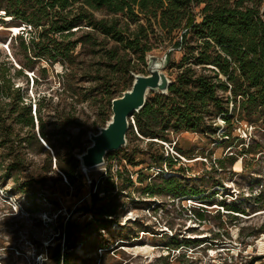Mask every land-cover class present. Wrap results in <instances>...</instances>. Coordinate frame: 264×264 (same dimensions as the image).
I'll return each instance as SVG.
<instances>
[{
	"label": "trees",
	"instance_id": "16d2710c",
	"mask_svg": "<svg viewBox=\"0 0 264 264\" xmlns=\"http://www.w3.org/2000/svg\"><path fill=\"white\" fill-rule=\"evenodd\" d=\"M193 5H202L198 22L194 19ZM7 19L21 25L17 33L11 35L7 43H1V46L9 51L8 46L12 44L11 50L16 49L13 55H23L27 60L26 67L35 61H44L48 65L61 63L66 68L64 74L69 72L71 75L77 44L84 53L93 58L98 57L103 76H99L98 68L94 75L97 79L93 77V81L103 80L102 100L106 105H111L116 93L121 94L131 87L133 79L128 73L134 70V62L145 65L147 55L157 45L172 41L174 34L180 31L172 47L184 48L187 52L177 65L178 71L167 93L151 92L142 109L133 114V124H129V128L134 127L137 134L134 140L143 143L147 151L154 150L148 153L150 161L147 166L136 171V182L143 183L147 177L150 178V175L143 177V169H156V174L145 184L143 191L148 195L154 194L152 183L160 177L158 194L190 201V198L197 199L201 206L192 207L189 211L193 212L197 221H205L207 209L204 206L216 204H211L207 189L190 185L189 181L192 180L186 176L188 168L182 158L192 159L194 153L178 147L175 139L181 133H191L214 140L218 129L217 119L225 125L219 144L228 148H232L235 140L243 144L242 139L231 137L236 122L243 120L264 130L262 4L258 0H0V24H5ZM24 33L26 38L23 39ZM73 37L76 38L71 40ZM192 39L196 42L195 47H189ZM12 62L19 75L29 77L25 66L18 67ZM6 72V63H0V148L5 150L2 162H6L0 164V176L14 181L18 186L16 190L23 194L47 191L45 178L37 181L35 184L38 187H35L32 182L20 183L16 176L18 171H22L23 162L22 159L21 163L18 162L11 155L14 153L18 156L20 151L34 145L41 153L56 152L55 174L63 175L68 187L77 179L85 185L79 171V161L65 140L67 121H63L61 128L55 125L51 131H46L45 124L38 117L39 99L31 96L24 104L19 87L13 90L17 98L5 103L4 98L9 96L8 92L13 88L6 80ZM115 74H123V79H117L118 82L110 85L108 80H115ZM32 76L29 78L33 88L36 83L33 72ZM29 83L25 81V90L29 88ZM59 85L61 91H55V96L70 90L65 89L64 81L62 84L59 82ZM45 99V95L40 98ZM166 145H172L174 152L165 150ZM61 148L66 150L63 155L66 157L62 159L59 153ZM259 148L262 149L259 144L254 147L248 145L247 149L242 146V155L232 153L223 159H215L209 166L210 170L203 171L199 180L202 182L211 178V173L223 170L225 163L234 164L237 157L241 156L243 161V154L261 152ZM116 154L117 151L107 153V161H111ZM138 154L144 153L134 147H126L120 157L124 161L122 170L116 169L112 173L111 165H108L97 181L91 180L89 202L75 209L89 215L90 219L82 224L72 221L70 217L59 222L54 239L58 242L49 247L52 261L56 264H71V250L75 249L82 230L98 232L118 224L124 206L118 195L133 185L132 173L126 166L140 164L136 161ZM196 154L194 157L200 156L211 162L210 154L205 151ZM49 161L45 172H51ZM174 166L178 168L174 170ZM164 172L177 176L162 178ZM212 185L222 187V183ZM217 206L227 211L229 216L237 217L245 212L235 204L221 202ZM259 208L261 210L262 206ZM61 239L62 245L59 242Z\"/></svg>",
	"mask_w": 264,
	"mask_h": 264
},
{
	"label": "rangeland",
	"instance_id": "374dc122",
	"mask_svg": "<svg viewBox=\"0 0 264 264\" xmlns=\"http://www.w3.org/2000/svg\"><path fill=\"white\" fill-rule=\"evenodd\" d=\"M258 1L264 7V0ZM201 7L202 5L192 7L196 22L200 21ZM20 25L18 22H10V19L5 20V24H0V63H6V80L13 87L4 102L11 103L12 98H17L16 92L13 91L16 87L20 89L19 94L24 104L31 96L39 99L38 117L45 124V130L51 131L55 125L61 128L63 121H67L64 129L65 140L77 158L82 149L90 144L88 134L96 133L111 116V106L102 100L103 80L93 81V77L94 80L97 79L94 76L96 69L100 68L99 76H103V67L98 65V57L93 58L84 53L79 44L74 51L71 75L69 72L64 74L66 68L61 63L48 65L44 61H35L26 67L27 60L23 55H13L16 49L11 50L12 44L8 46L9 51L1 46V43H7L10 36L16 34L19 29L14 30L7 26ZM179 35L180 31H177L172 41L157 45L149 54L161 59L166 53H170L171 63L169 61L162 69L170 81L175 77L177 65L187 52L184 48L172 47ZM24 38L26 33L23 34ZM195 46L196 42L192 39L189 47ZM12 60L18 67L25 66L26 69H23L29 71L30 78L32 72L34 73L36 83L33 88L32 80L19 75ZM133 69L128 73L132 79L135 74H147L146 64L138 61L134 62ZM22 73L24 74L23 71ZM123 76L115 74V80L110 78L109 84H115L117 79H123ZM26 80L30 82L27 90ZM62 81L65 89L70 90L55 96V91H61L59 82L62 84ZM43 95L46 99L40 100ZM119 95L120 93H116L115 97ZM150 95L149 93L148 96ZM216 124L218 129L214 140L191 133H181L175 139L178 141V147L194 153L192 159L182 158L188 168L186 176L192 180L189 181L190 185L207 189L206 194L211 196V204H216L204 206L207 210L206 220L203 222L197 221L193 212L189 211L192 207L201 206L197 199L190 198V201L157 193L160 177L155 178L152 183L154 194L148 195L143 191L145 184L156 174V169H143V177L150 175V178L147 177L143 183L136 182V171L147 166L150 161L148 153H153L154 150L147 151L143 143L134 140V135L137 136L134 127L128 128L126 145L117 150L116 157L111 161H107L105 157L104 163L98 167L85 171L79 167L85 185L77 179L68 187L64 176L55 174L57 170H54V150L48 151L47 154L41 153L37 146L31 145L20 151L18 156L13 153L12 157L18 162L22 159L23 162L22 171H18L16 175L18 181L32 182L33 186L38 187L35 183L45 178L47 191L23 194L16 190L18 186L14 181L0 176V264H56L49 258V247L58 242L54 239L59 222H64L70 217L72 221L82 224L90 219L89 215L75 209L89 202L91 180L97 181L108 165H111L112 173L116 169L122 170L124 161L120 157L126 147H134L144 154L136 156V161L140 164L126 166L132 173L133 185L118 195L124 205L118 224L98 232L82 230L75 249L71 250V264H264V130L243 120L236 122L231 137L242 139L243 144L235 140L232 148H228L219 144L225 125L220 119L216 120ZM39 143L44 147L40 141ZM251 144L253 147L259 144L262 151L243 154V161L241 156L237 157L234 164L225 163L223 170L211 173V178L205 177L206 181L202 182L199 180L203 171L210 170L209 166L215 159H223L225 155L232 153L242 155V146L247 149ZM172 145H166L164 149L173 153ZM201 150L210 154L211 162L200 156L194 157ZM65 151L64 148L59 150L61 159L66 157L63 156ZM4 152L5 150L0 148V164L4 163ZM48 160L51 172H45ZM177 168L178 166L173 167L174 170ZM170 175L177 176L164 172L162 178ZM213 183H222V187L213 186ZM221 202L240 206L245 211L244 215L229 216L227 211L217 206ZM62 241H59L61 245ZM176 244L179 247L176 248Z\"/></svg>",
	"mask_w": 264,
	"mask_h": 264
},
{
	"label": "water",
	"instance_id": "95a60500",
	"mask_svg": "<svg viewBox=\"0 0 264 264\" xmlns=\"http://www.w3.org/2000/svg\"><path fill=\"white\" fill-rule=\"evenodd\" d=\"M169 54L161 59L147 55V74L133 75L131 87L111 100V116L96 133L88 134L90 144L77 156L82 171L102 165L107 153L126 145L130 119L142 109L149 93H167L171 81L162 69L170 60Z\"/></svg>",
	"mask_w": 264,
	"mask_h": 264
},
{
	"label": "bare ground",
	"instance_id": "6f19581e",
	"mask_svg": "<svg viewBox=\"0 0 264 264\" xmlns=\"http://www.w3.org/2000/svg\"><path fill=\"white\" fill-rule=\"evenodd\" d=\"M11 28H13L15 30V28H19V26H12Z\"/></svg>",
	"mask_w": 264,
	"mask_h": 264
},
{
	"label": "built area",
	"instance_id": "2783aa9c",
	"mask_svg": "<svg viewBox=\"0 0 264 264\" xmlns=\"http://www.w3.org/2000/svg\"><path fill=\"white\" fill-rule=\"evenodd\" d=\"M132 122H133V120H132Z\"/></svg>",
	"mask_w": 264,
	"mask_h": 264
}]
</instances>
